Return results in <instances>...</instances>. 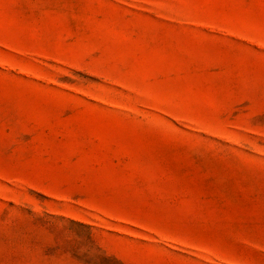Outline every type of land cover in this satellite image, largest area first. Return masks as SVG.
I'll use <instances>...</instances> for the list:
<instances>
[{
	"label": "rangeland",
	"instance_id": "1",
	"mask_svg": "<svg viewBox=\"0 0 264 264\" xmlns=\"http://www.w3.org/2000/svg\"><path fill=\"white\" fill-rule=\"evenodd\" d=\"M0 264H264V0H0Z\"/></svg>",
	"mask_w": 264,
	"mask_h": 264
}]
</instances>
